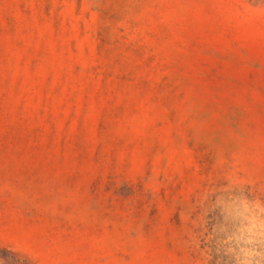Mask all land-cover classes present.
I'll use <instances>...</instances> for the list:
<instances>
[{"label":"rangeland","instance_id":"obj_1","mask_svg":"<svg viewBox=\"0 0 264 264\" xmlns=\"http://www.w3.org/2000/svg\"><path fill=\"white\" fill-rule=\"evenodd\" d=\"M0 264H264V0H0Z\"/></svg>","mask_w":264,"mask_h":264}]
</instances>
